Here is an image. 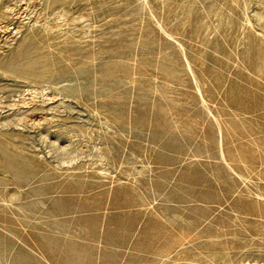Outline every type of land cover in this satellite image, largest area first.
<instances>
[{"label": "rangeland", "instance_id": "rangeland-1", "mask_svg": "<svg viewBox=\"0 0 264 264\" xmlns=\"http://www.w3.org/2000/svg\"><path fill=\"white\" fill-rule=\"evenodd\" d=\"M0 264H264V0H0Z\"/></svg>", "mask_w": 264, "mask_h": 264}]
</instances>
